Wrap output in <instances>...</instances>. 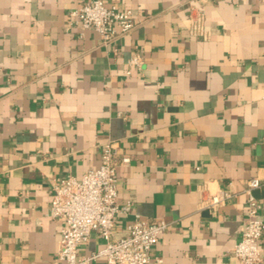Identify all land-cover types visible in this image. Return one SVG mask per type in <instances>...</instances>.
I'll return each instance as SVG.
<instances>
[{
    "label": "crops",
    "instance_id": "crops-1",
    "mask_svg": "<svg viewBox=\"0 0 264 264\" xmlns=\"http://www.w3.org/2000/svg\"><path fill=\"white\" fill-rule=\"evenodd\" d=\"M110 1L136 26L106 44L71 23L83 0H0V264L57 263L51 183L97 167L108 141L131 158L116 235L163 219L152 264H245L232 250L253 178L264 219V2ZM104 245L93 231L79 253Z\"/></svg>",
    "mask_w": 264,
    "mask_h": 264
},
{
    "label": "built area",
    "instance_id": "built-area-1",
    "mask_svg": "<svg viewBox=\"0 0 264 264\" xmlns=\"http://www.w3.org/2000/svg\"><path fill=\"white\" fill-rule=\"evenodd\" d=\"M69 14L72 24L81 29H94L106 44L136 26L133 11L121 8L110 0H83ZM143 63L139 51L134 52L129 59V64L138 68ZM130 161L129 156L119 154L115 142L108 141L101 148L97 167L85 170L81 178L70 175L52 181L49 215L60 221L56 264H90L100 257L105 259L106 264H152V249L160 235L169 228L167 221H151L135 214L126 232L116 235L117 216L129 215L132 210V202L119 201L117 168ZM259 184L257 178L248 182L246 218L232 250L245 264H259L263 260L262 205L252 192ZM230 195L227 190L214 192L209 205L214 207ZM93 231L99 232L105 239L104 247L89 256L80 255V247L89 241ZM155 260L157 263L162 262L160 258Z\"/></svg>",
    "mask_w": 264,
    "mask_h": 264
}]
</instances>
